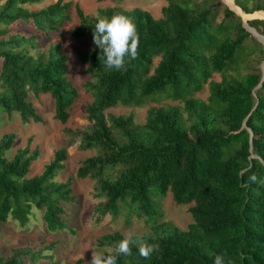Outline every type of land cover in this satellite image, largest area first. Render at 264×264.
Masks as SVG:
<instances>
[{"label": "trees", "instance_id": "obj_1", "mask_svg": "<svg viewBox=\"0 0 264 264\" xmlns=\"http://www.w3.org/2000/svg\"><path fill=\"white\" fill-rule=\"evenodd\" d=\"M166 1L159 18L140 7L98 9L105 17L121 13L136 26L137 55L119 70L99 60L91 28L97 14L75 4L79 24L69 33L91 40L89 49L75 51L90 77L85 89L92 101L88 127L71 136L95 153L76 175L95 181L96 213L113 220L124 214L128 221L143 216L151 226L129 238L156 245L154 251L144 258L130 245L116 264H212L218 253L232 264H264V43L222 0ZM41 2L0 0V125L14 114L24 123L42 121L31 100L41 94L52 97L55 118L66 123L79 96L59 44L42 48L72 19L73 2L29 7ZM235 3L247 14L264 11V0ZM248 24L264 35V17ZM207 85V100L197 98ZM118 106H146L145 121L108 111ZM16 137L0 138V224L28 228L41 215L42 232H74L70 206L78 198L71 179L57 180L67 148L57 150L41 174L29 176L39 149L27 145L11 157ZM168 193L190 205L187 229L158 222L157 199ZM123 238L116 231L99 243L114 254ZM60 243L0 250V264H62L55 259Z\"/></svg>", "mask_w": 264, "mask_h": 264}, {"label": "rangeland", "instance_id": "obj_2", "mask_svg": "<svg viewBox=\"0 0 264 264\" xmlns=\"http://www.w3.org/2000/svg\"><path fill=\"white\" fill-rule=\"evenodd\" d=\"M56 0H42L39 4H33L31 9H39ZM72 1V19L65 23L60 33L54 34L52 39L45 40L43 49L46 50L51 43L59 44L60 51L67 56L69 73L68 79L77 88L79 96L75 100L71 116L66 123H62L55 118V102L49 94H41L40 96H31V100L37 112L42 116V121L31 120L24 123L18 114L5 119L0 125V138L7 133H15L16 139L10 156H14L18 149L29 145L30 149L38 148L39 156L33 161L29 176L39 175L43 172L46 164L50 163L57 150L62 147L67 148V159L64 161L65 167L59 172L57 180L65 181L71 179L74 194L78 198V203L70 206V223L74 227V232H66L54 234L50 232H42L39 229L41 215H38L39 221L32 222L28 228H24L9 221L0 224V250L3 253H12L13 248L20 247H38L48 245L51 241L59 239L61 241L56 250L55 259L62 264H89L93 249L100 252L105 248L100 245L99 240L106 234H113L119 231L125 237L134 234H144L151 230V226L146 222L145 217L133 216L131 221L124 218L121 214L117 219L113 220L111 215L101 216L96 213L95 206L98 204L99 197L95 194V181L89 177L81 178L76 175V171L81 162L94 155V151L83 150L78 147L79 140H73L72 136H76V131L86 129L90 123L87 115V105L92 101L90 93L85 89V83L90 79L83 65L76 54L75 49H89L92 45L89 38H75L69 31L71 28L79 24V17L75 10V4H79L81 8L91 15H96L99 8L108 6H119L125 9H133L140 7L152 13L156 18L162 16V8L167 5L166 0H66ZM224 4L237 8L235 0H222ZM234 8V7H233ZM242 11V10H241ZM248 19L264 17V11L259 10L251 14L242 11ZM243 17V15H242ZM158 60H156L157 62ZM264 68V62L261 64ZM215 79L219 80L217 75ZM209 95L208 85L205 89L196 94L197 98L207 100ZM108 111L116 115L134 114L136 121L143 123L147 115V107L128 108L118 106ZM69 133V134H68ZM72 135V136H71ZM72 142V143H71ZM161 214L158 222L172 221L175 225L182 229H187L188 225L193 221L192 214L189 211L190 205H179L174 202L172 195L168 193L166 196L157 199ZM36 217V216H35ZM36 220V218L34 219ZM109 250V249H108ZM110 251V250H109Z\"/></svg>", "mask_w": 264, "mask_h": 264}, {"label": "clouds", "instance_id": "obj_3", "mask_svg": "<svg viewBox=\"0 0 264 264\" xmlns=\"http://www.w3.org/2000/svg\"><path fill=\"white\" fill-rule=\"evenodd\" d=\"M93 43L99 50V60L108 69L119 70L125 63V58L134 59L137 55L139 42L135 24L131 18L114 13L110 17L97 14L95 23L91 27ZM255 180L256 177L252 176ZM130 245H134L141 257L147 258L157 247L140 239L125 237L115 242V252L111 253L109 246L105 245V251L93 249L89 264H116L117 258L128 256L131 252ZM212 264H232L231 260H225L222 254H216L212 258Z\"/></svg>", "mask_w": 264, "mask_h": 264}, {"label": "water", "instance_id": "obj_4", "mask_svg": "<svg viewBox=\"0 0 264 264\" xmlns=\"http://www.w3.org/2000/svg\"><path fill=\"white\" fill-rule=\"evenodd\" d=\"M229 6V5H228ZM239 7V6H238ZM229 8L230 9H232L233 11H235V13L236 14H238V15H240L241 17H242V15L240 14V13H238L236 10H234L231 6H229ZM242 19H243V25L245 26V27H247V29L250 31V32H252L255 36L256 35H258L259 37V40L261 41V42H263L264 43V35H261L254 27H252V26H250L249 24H248V21H247V19H244L243 17H242ZM252 19V18H251ZM252 29H254V31L255 32H253V30Z\"/></svg>", "mask_w": 264, "mask_h": 264}, {"label": "bare ground", "instance_id": "obj_5", "mask_svg": "<svg viewBox=\"0 0 264 264\" xmlns=\"http://www.w3.org/2000/svg\"><path fill=\"white\" fill-rule=\"evenodd\" d=\"M233 7H234V8H233ZM233 7H232V8H233L234 10H236L238 13H240L241 15H243V18H244V19H248V17H247L244 13H242V11H241L240 8H237V7L234 6V3H233ZM252 30H253V32H255L254 29H252ZM256 36L259 37L258 35H256Z\"/></svg>", "mask_w": 264, "mask_h": 264}]
</instances>
